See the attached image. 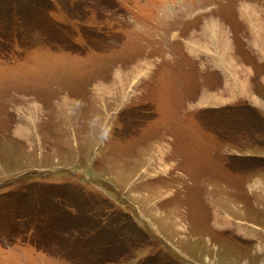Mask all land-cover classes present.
I'll return each instance as SVG.
<instances>
[{
  "label": "rangeland",
  "instance_id": "obj_1",
  "mask_svg": "<svg viewBox=\"0 0 264 264\" xmlns=\"http://www.w3.org/2000/svg\"><path fill=\"white\" fill-rule=\"evenodd\" d=\"M167 1L0 0V264H264V76L216 110L178 79L195 39L264 66V0Z\"/></svg>",
  "mask_w": 264,
  "mask_h": 264
},
{
  "label": "crops",
  "instance_id": "obj_2",
  "mask_svg": "<svg viewBox=\"0 0 264 264\" xmlns=\"http://www.w3.org/2000/svg\"><path fill=\"white\" fill-rule=\"evenodd\" d=\"M208 8L212 9V6ZM208 8L207 11H210ZM201 10L205 11L204 9ZM202 11L190 17L191 20H193L197 14L202 13ZM208 21L206 18V22H204L205 25L203 26L204 28L201 31L202 36L212 38L213 34H216L214 32H227L229 30L227 23L229 22L228 17L218 19L211 18ZM239 24L241 26L243 25L241 22ZM214 26L218 28L215 29ZM207 42L208 40L202 41L201 39H195L191 42L192 45L189 44L191 45L190 47L187 46L191 49L193 47L192 53L194 54L193 56L197 64H194L192 71H190L187 66L183 65L178 71L180 89L186 96L184 99H191L193 105L196 107L199 106L200 108L204 107L213 110L221 108L222 105L231 103L235 99H243V97L252 99L255 93L251 90L257 87L254 83H251V80H253L254 77H257L258 80L259 77L261 79L259 84L261 85L264 76V66L262 65L261 67L260 64L251 60L245 64L235 65L234 61L237 59V53L234 49L230 50L234 53V55H231L233 67L223 68L222 59L219 58L220 56L214 55L215 50L208 48ZM223 50L226 51V46ZM224 62L231 63L230 60H224ZM255 64H257L256 67ZM233 68L235 70H233ZM254 99L259 100V97L255 96ZM185 116V114H182L181 118L187 121Z\"/></svg>",
  "mask_w": 264,
  "mask_h": 264
},
{
  "label": "bare ground",
  "instance_id": "obj_3",
  "mask_svg": "<svg viewBox=\"0 0 264 264\" xmlns=\"http://www.w3.org/2000/svg\"><path fill=\"white\" fill-rule=\"evenodd\" d=\"M201 14V13H200ZM200 14H197V16H195L194 17V19H197L198 17H199V15ZM201 17V16H200ZM254 20H256V21H258L257 20V18H255ZM189 22V21H188ZM255 23V22H254ZM256 24V26L258 27V29H260L257 33H254V35L255 36H258V38H260V37H262V33H263V31H264V24H261V25H259V24H257V23H255ZM176 36H175V39L174 40H176V38L178 37V33L177 34H175ZM171 36V35H170ZM170 36L168 37V39L170 38ZM263 36H264V33H263ZM213 42V41H212ZM190 44V41H189V43H186V46H191V45H189Z\"/></svg>",
  "mask_w": 264,
  "mask_h": 264
}]
</instances>
